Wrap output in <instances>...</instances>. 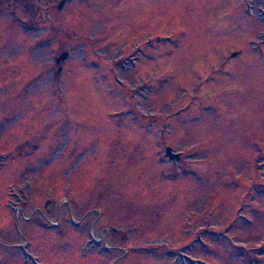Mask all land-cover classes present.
Segmentation results:
<instances>
[{
    "label": "rangeland",
    "instance_id": "374dc122",
    "mask_svg": "<svg viewBox=\"0 0 264 264\" xmlns=\"http://www.w3.org/2000/svg\"><path fill=\"white\" fill-rule=\"evenodd\" d=\"M6 73L0 264H264V0H0Z\"/></svg>",
    "mask_w": 264,
    "mask_h": 264
},
{
    "label": "flooded vegetation",
    "instance_id": "af4514ba",
    "mask_svg": "<svg viewBox=\"0 0 264 264\" xmlns=\"http://www.w3.org/2000/svg\"><path fill=\"white\" fill-rule=\"evenodd\" d=\"M122 10H124V9H122ZM122 10H120L121 12H122ZM115 11H117V9H114L112 12H115ZM101 12H105V11H101ZM129 13V14H131L128 10H125L123 13H122V15H125L126 13ZM135 15H133V17H134ZM125 24V23H124ZM210 58H212V57H210ZM232 79H233V76L231 77ZM238 78V76H236L235 75V79H237ZM7 79H8V74L6 73L4 76L3 75H0V84H3V86H5V84H6V82H7ZM234 79V80H235ZM217 80H218V78H217Z\"/></svg>",
    "mask_w": 264,
    "mask_h": 264
},
{
    "label": "water",
    "instance_id": "95a60500",
    "mask_svg": "<svg viewBox=\"0 0 264 264\" xmlns=\"http://www.w3.org/2000/svg\"><path fill=\"white\" fill-rule=\"evenodd\" d=\"M67 56V52H63L59 58L57 59L58 61L61 59V58H64ZM167 153L171 156V157H177L179 156V153H176L172 150V148L170 146L167 147Z\"/></svg>",
    "mask_w": 264,
    "mask_h": 264
}]
</instances>
